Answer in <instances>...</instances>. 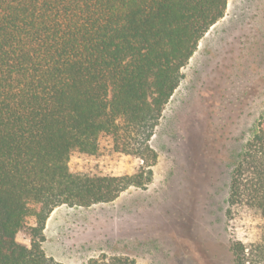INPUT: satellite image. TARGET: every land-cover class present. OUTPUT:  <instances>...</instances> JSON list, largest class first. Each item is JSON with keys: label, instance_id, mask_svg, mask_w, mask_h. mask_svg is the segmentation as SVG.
Instances as JSON below:
<instances>
[{"label": "trees", "instance_id": "16d2710c", "mask_svg": "<svg viewBox=\"0 0 264 264\" xmlns=\"http://www.w3.org/2000/svg\"><path fill=\"white\" fill-rule=\"evenodd\" d=\"M228 1L0 0V264H59L41 249L56 208L108 204L151 182L150 140ZM103 136L147 169L71 172L70 157L96 156ZM240 212L263 225L258 242L232 244L234 264H264V117L232 166L225 217Z\"/></svg>", "mask_w": 264, "mask_h": 264}, {"label": "rangeland", "instance_id": "374dc122", "mask_svg": "<svg viewBox=\"0 0 264 264\" xmlns=\"http://www.w3.org/2000/svg\"><path fill=\"white\" fill-rule=\"evenodd\" d=\"M165 106L150 140L157 160L144 189L113 202L56 208L41 249L59 264L126 258L136 264H234L231 246L258 242L262 221L225 217L235 156L264 117V0H229ZM138 159L116 153L111 138L98 153H75L71 172L131 176ZM18 243L29 246L25 231Z\"/></svg>", "mask_w": 264, "mask_h": 264}]
</instances>
